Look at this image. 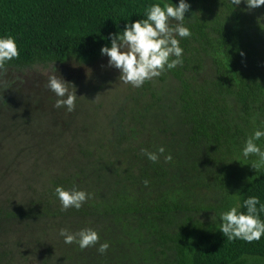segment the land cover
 <instances>
[{
    "label": "rangeland",
    "instance_id": "374dc122",
    "mask_svg": "<svg viewBox=\"0 0 264 264\" xmlns=\"http://www.w3.org/2000/svg\"><path fill=\"white\" fill-rule=\"evenodd\" d=\"M187 2L184 23L191 35L180 42L190 39L197 45V31L215 36V16L209 2ZM204 24L212 28L203 29ZM53 65L0 69V264H191L193 236L214 230L221 223L219 212L239 203V190L257 159L242 157L241 148L256 128L264 127V116L246 115L230 101L237 118H246L239 145L207 147L192 140L180 120L176 105L181 81L174 76L162 73L133 87L119 81V70L108 65L105 55L92 64L70 60L55 63L56 69ZM242 69L251 72V64ZM52 74L62 76L70 82L69 90L76 91L72 112L54 107L57 97L47 87ZM186 78L195 84L216 81L211 57L205 58L201 72ZM149 86L163 99L164 111L147 123L141 142L148 151L165 148L158 163L168 180L186 189L185 206L158 216L154 230L140 224L141 216L117 219L75 208L62 210L48 189L57 178L73 174L72 187L94 195L102 192L100 198L108 199L112 180L108 166L102 169L94 159L78 156L81 150L110 141L111 133L124 126L128 105ZM257 143L264 147V137ZM169 153L172 159L166 161ZM82 228L97 231L99 241L81 249L75 242L64 243L59 234L61 229L76 233ZM104 242L109 248L100 253ZM237 264H264V260L248 257Z\"/></svg>",
    "mask_w": 264,
    "mask_h": 264
},
{
    "label": "trees",
    "instance_id": "16d2710c",
    "mask_svg": "<svg viewBox=\"0 0 264 264\" xmlns=\"http://www.w3.org/2000/svg\"><path fill=\"white\" fill-rule=\"evenodd\" d=\"M198 1L210 3L215 36L197 31V45L182 40L183 63L163 74L181 81L176 106L190 138L207 147L229 148L239 145L241 123L246 121L244 116L237 118L230 101L246 115L264 116V5L250 9L243 0L239 5L232 0ZM157 2L161 0H0V36L14 37L20 52L4 67L27 69L70 60L95 63L104 56L101 47L110 46V34L144 18L147 7ZM212 25L204 24L203 29ZM208 56L216 81L195 84L187 79L203 70ZM243 64H251V72H245ZM132 101L124 126L111 133L112 139L78 156L94 159L102 169L107 165L112 175L108 199L100 198L102 192L90 193L79 212L117 219L141 216L140 224L154 230L157 217L181 210L189 194L142 151L147 123L164 111L163 99L149 86ZM73 176L57 178L48 191L55 195L58 185L70 189ZM248 196L264 203V168L257 172L250 167L238 193L240 211H245L242 205ZM260 215L264 220V213ZM248 257L264 260V236L250 243L228 240L216 227L196 233L191 241V264H237Z\"/></svg>",
    "mask_w": 264,
    "mask_h": 264
},
{
    "label": "clouds",
    "instance_id": "9594fccd",
    "mask_svg": "<svg viewBox=\"0 0 264 264\" xmlns=\"http://www.w3.org/2000/svg\"><path fill=\"white\" fill-rule=\"evenodd\" d=\"M241 2L242 0H232L234 5ZM243 2L250 9L264 5V0ZM189 8L187 0H179L178 4L173 3V0L171 2L161 0L147 7L144 18L130 21L123 30L110 34V46L104 45L100 51L101 55L108 57V65L119 70V81L133 87H141L146 81L160 76L165 70L174 69L183 63L184 50L180 46V38L191 35L189 27L184 23L185 13ZM171 21L175 23L172 24ZM19 55L15 38L10 35L0 36V69ZM69 83L62 76L52 74L48 77L47 87L57 97L54 107H63L66 111L72 112L78 95L76 91L69 90ZM262 137L264 127H258L247 137L241 148L242 157L247 158L251 155L257 157L251 163L257 172L264 168V147L257 143ZM142 151L149 161L155 163L158 162L160 155L165 153V148L160 146L156 151L147 149ZM164 159L170 161L171 154L164 156ZM144 183L147 185L148 181ZM54 194L62 210L80 209L91 196L90 193L75 186L65 189L62 185L55 187ZM242 206L245 211H240L241 205L237 203L227 211L219 212L221 223L218 230L228 240L239 239L249 243L260 240L264 236V220L260 215L264 213V203H261L258 196H248L243 200ZM59 234L63 237L64 243L75 242L81 249L95 245L100 239L97 231L92 228H82L76 233L61 229ZM108 248L109 244L104 242L99 245L98 251L104 253Z\"/></svg>",
    "mask_w": 264,
    "mask_h": 264
}]
</instances>
